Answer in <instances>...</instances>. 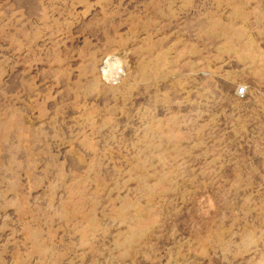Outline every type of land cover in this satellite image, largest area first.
<instances>
[{
  "label": "rangeland",
  "instance_id": "rangeland-1",
  "mask_svg": "<svg viewBox=\"0 0 264 264\" xmlns=\"http://www.w3.org/2000/svg\"><path fill=\"white\" fill-rule=\"evenodd\" d=\"M0 264H264V0H0Z\"/></svg>",
  "mask_w": 264,
  "mask_h": 264
},
{
  "label": "built area",
  "instance_id": "built-area-1",
  "mask_svg": "<svg viewBox=\"0 0 264 264\" xmlns=\"http://www.w3.org/2000/svg\"><path fill=\"white\" fill-rule=\"evenodd\" d=\"M244 92V89L243 88H239V90L237 91L238 94H241Z\"/></svg>",
  "mask_w": 264,
  "mask_h": 264
},
{
  "label": "bare ground",
  "instance_id": "bare-ground-1",
  "mask_svg": "<svg viewBox=\"0 0 264 264\" xmlns=\"http://www.w3.org/2000/svg\"><path fill=\"white\" fill-rule=\"evenodd\" d=\"M118 68V67H117ZM119 73V69H118V71H116V74H118ZM239 89H237V91H238Z\"/></svg>",
  "mask_w": 264,
  "mask_h": 264
}]
</instances>
